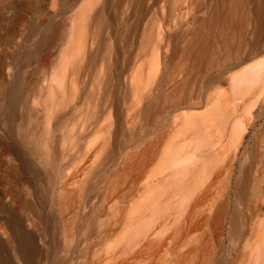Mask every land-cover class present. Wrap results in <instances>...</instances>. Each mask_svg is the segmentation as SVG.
I'll return each mask as SVG.
<instances>
[{
    "label": "bare ground",
    "instance_id": "1",
    "mask_svg": "<svg viewBox=\"0 0 264 264\" xmlns=\"http://www.w3.org/2000/svg\"><path fill=\"white\" fill-rule=\"evenodd\" d=\"M58 6L70 8L60 19ZM213 69L229 86H264V0H0V217L14 254L39 264L44 236L27 222L41 230L54 220L62 264L83 254L97 211L67 213L88 189L114 190L138 156L121 151L120 86L142 134L166 108L184 133L200 119L190 116L187 91ZM182 146L169 156L178 171L188 159ZM77 147L78 159L64 165ZM77 162L84 178L75 191L63 180Z\"/></svg>",
    "mask_w": 264,
    "mask_h": 264
},
{
    "label": "rangeland",
    "instance_id": "2",
    "mask_svg": "<svg viewBox=\"0 0 264 264\" xmlns=\"http://www.w3.org/2000/svg\"><path fill=\"white\" fill-rule=\"evenodd\" d=\"M69 10L58 6L57 18ZM17 42L20 49L22 38ZM34 66L31 62L27 67L32 70ZM38 72L36 69L35 74ZM262 83L229 86L218 70H210L199 86L187 91L190 116L201 120L190 119L184 133L179 132L175 111L166 108L147 135L132 124L133 99L126 86H120V142L125 143L121 151L137 152L138 156L114 190L103 197L104 190L88 189L67 213L71 216L80 208L81 218L92 211L98 214L93 232L80 244L83 254L78 259L75 254L70 263L264 264ZM95 130L92 124L89 134ZM181 143L188 159L178 171L180 167L169 156ZM79 151L77 147L66 154L62 163L69 165L70 157L77 160ZM72 171L75 176H66L63 184L78 191L84 178L80 162L69 173ZM46 189L44 184L41 202L47 200ZM27 225L33 235L44 236L38 238L45 248L39 264H62L65 237L55 220L41 230L31 221ZM13 238L10 223L0 217V262L28 264L10 248Z\"/></svg>",
    "mask_w": 264,
    "mask_h": 264
}]
</instances>
